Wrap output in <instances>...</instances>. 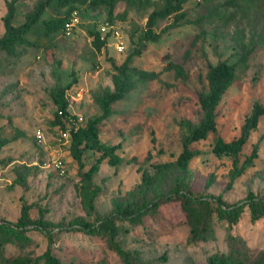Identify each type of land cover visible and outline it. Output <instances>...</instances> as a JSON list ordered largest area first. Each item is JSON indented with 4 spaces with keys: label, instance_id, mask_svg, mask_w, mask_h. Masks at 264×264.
Wrapping results in <instances>:
<instances>
[{
    "label": "rangeland",
    "instance_id": "rangeland-1",
    "mask_svg": "<svg viewBox=\"0 0 264 264\" xmlns=\"http://www.w3.org/2000/svg\"><path fill=\"white\" fill-rule=\"evenodd\" d=\"M36 1L17 0L16 23L24 21L26 12ZM224 1L188 0L189 19L165 32L160 40L150 42L141 54L134 57L135 64L158 70L160 74L139 84L115 102L114 113L101 126V139L121 143L118 152L124 160L118 165L108 163L107 159L100 163L94 180L101 185V191L90 214L77 184L79 164L69 147L59 141L62 127L53 123L52 90L60 84H67L76 75L78 80L69 88L73 98L70 109L76 114V123H84L88 117L100 113L101 107L94 95L113 87L112 62H122L133 50L131 33L145 23L153 4L132 7L125 19L117 18L114 25L125 40L123 51L118 50V38L114 35L109 37L101 51L94 48L91 30L101 28L106 23L107 14L103 7L86 5L77 9L79 21L71 32L59 30L47 36L36 31L29 37L37 38L38 43L19 44V54L1 51L0 125H6L12 133L19 128L22 133L8 142L0 155V220H16L24 198L38 202L31 208L32 215L39 216V204L44 207V216L52 222L50 228L55 233L53 249L63 260L79 264H124L102 237L73 226L84 217L93 223L98 222L113 211L118 200L127 197L128 191L141 180L144 169L154 171L153 163L176 158L182 148L183 130L179 121L189 117L198 122L202 116L198 89L208 87L206 72L209 63L222 59L236 61L240 56L238 39L255 44L256 49L246 64L238 66L237 79L219 104V132L226 139L233 138L240 133L253 103L258 99L264 102V0L252 3L243 0L241 6L233 8L229 14L225 13ZM125 7L126 2L121 0L116 11L121 12ZM7 9L6 0H0V35L5 31L3 17ZM58 12L57 8H48L43 16L50 17ZM171 20L161 19L159 27ZM167 52L186 69V80L174 70L164 69ZM38 127L45 132L43 140L36 136ZM263 131L264 118L252 130L244 146L245 155L258 141L259 156L229 189L226 184L232 157L214 152L216 133L211 132L193 142L198 153L182 177L184 186L196 193L222 194L230 202L245 198L250 188L264 196ZM99 154L100 151L89 149L84 158L85 168ZM56 156L65 160L67 171L64 174L52 165ZM133 156L136 159L128 161ZM211 173L215 174V181L207 186ZM178 175L182 173L173 171L166 182L156 187L152 196L174 188ZM21 176L24 181H17ZM183 218L184 212L178 201H170L142 222L124 221L129 229L121 232L120 239L127 248H139L144 258L153 264L204 262L211 251L229 248L227 232L221 225L217 227L215 237L190 244L189 225L181 222ZM31 226L33 228L23 244H7V254L37 255L47 247L48 234ZM233 231L239 239L245 238L256 252L264 250V216L253 221L245 213Z\"/></svg>",
    "mask_w": 264,
    "mask_h": 264
},
{
    "label": "trees",
    "instance_id": "trees-1",
    "mask_svg": "<svg viewBox=\"0 0 264 264\" xmlns=\"http://www.w3.org/2000/svg\"><path fill=\"white\" fill-rule=\"evenodd\" d=\"M121 0H37L32 9L26 12L24 21L15 22L17 12V0H6L7 12L4 15L5 31L0 35V52L19 54L18 46L21 43H38L37 38L31 39L30 34L36 31L50 35L65 30V23L72 17L74 11L86 5L91 8L103 7L106 10L105 22L115 24L117 18L125 19L132 7L153 4L145 23L131 33L134 48L128 53L122 62L113 60V87H109L102 94H95L94 99L101 107V112L88 117L86 122L77 124L76 114L71 109L72 96L69 88L78 80L76 75L67 84H60L52 90V99L55 104V118L53 123L63 129H68L70 135L68 141L59 135V141L66 144L72 156L79 164L78 188L90 214L95 207V199L101 191V185L94 180L95 173L99 170L100 163L107 159L112 165L120 164L124 158L118 152L121 143H109L101 139V126L106 124L114 113V103L123 99L131 90L139 84L150 79L157 78L158 70H148L134 63V57L142 53L150 42L161 39L165 32L177 26L182 21L189 19V10L186 6L188 0H124L126 7L116 11ZM210 1V0H206ZM252 3L254 0H247ZM243 0H225L223 2L225 13H231L233 8L241 6ZM48 8H57L59 12L50 17L43 16ZM63 9V11H61ZM172 20L159 27L161 19ZM113 29L103 34L100 27L92 29V44L97 51H101L107 45L108 39L113 35ZM40 35V34H39ZM39 37V36H38ZM240 56L236 61L228 59L209 63L206 72L207 89H198V103L202 116L198 122L189 117L179 121L182 128V148L174 159H167L153 163L155 170L144 169L141 180L128 191L127 197L118 200L114 209L108 215L93 223L87 218H82L73 226L93 235H98L105 240L107 246L115 251L124 264H153L145 259L139 248H127L120 239L122 231L129 229L124 221L130 223L142 222L146 216L160 211L161 205L170 201H178L184 212L181 222L189 225L188 242L197 243L200 240H209L216 236L217 227L224 226L229 243L228 249H216L209 253L206 261H188L186 264H264V250L256 252L245 238L239 239L234 233V225L248 213L251 220L256 221L264 216V196L258 195L253 189H249L245 198L230 202L222 197V194L196 193L191 188L184 186L183 175L188 171L191 159L198 153L193 147V142L207 137L211 132L216 133L213 150L222 156L228 154L232 157V166L229 169V181L226 188L233 186L236 178L243 174L259 156V142L253 144L251 152L244 155V146L249 140L252 130L256 129L264 118V102L260 99L253 103L251 111L242 124L240 133L231 139H226L218 130V107L225 93L236 81L238 66L246 64L255 52L256 45L244 39H238ZM166 64L164 69L174 70L183 79H187L188 73L181 63L171 57L170 52L165 54ZM17 128L13 133L8 131L6 125H0V155L4 146L12 139L21 135ZM264 137V131L262 133ZM89 149L100 151L88 168H85V154ZM242 155L244 157L242 158ZM151 154H149V157ZM133 156L128 161L135 160ZM2 158L0 157V163ZM173 171H179L182 175L176 177V186L156 197L152 196L157 186L167 181ZM59 172V171H58ZM17 181L23 182L21 176ZM215 181V174L211 173L206 185ZM38 202H29L23 199L20 215L16 220H0V264H79L73 260L65 261L53 249L55 239L52 222L45 218L44 207L39 206V216L32 215L31 208ZM44 230L48 234L47 247L37 255L30 253L7 254V244L17 242L23 244L29 237V230L33 228ZM166 257V256H165Z\"/></svg>",
    "mask_w": 264,
    "mask_h": 264
},
{
    "label": "built area",
    "instance_id": "built-area-1",
    "mask_svg": "<svg viewBox=\"0 0 264 264\" xmlns=\"http://www.w3.org/2000/svg\"><path fill=\"white\" fill-rule=\"evenodd\" d=\"M78 21H79V17L76 14V11H74L72 17L69 20H67L65 23V30L67 32H71L72 28L74 27V25ZM111 28H114L113 29V35L118 38V41L116 43L118 50L123 51L126 47V44H125V40L121 36V32H120L119 28L115 27V25H112L108 22L104 23L101 26V30H102L103 34L106 33L107 30H109ZM35 133H36V136L39 140L44 139L45 132H44L43 128L38 127L36 129ZM69 135H70V131L68 129H63V128L61 129V137L64 138V142L68 141ZM52 165H53L54 169L59 171L61 174H64L67 171V166H66L65 160L60 156L54 157Z\"/></svg>",
    "mask_w": 264,
    "mask_h": 264
}]
</instances>
